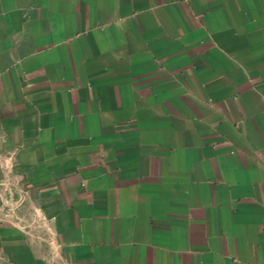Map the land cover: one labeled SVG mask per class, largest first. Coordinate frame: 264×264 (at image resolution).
I'll use <instances>...</instances> for the list:
<instances>
[{
    "label": "crops",
    "instance_id": "crops-1",
    "mask_svg": "<svg viewBox=\"0 0 264 264\" xmlns=\"http://www.w3.org/2000/svg\"><path fill=\"white\" fill-rule=\"evenodd\" d=\"M0 264H264V0H0Z\"/></svg>",
    "mask_w": 264,
    "mask_h": 264
}]
</instances>
